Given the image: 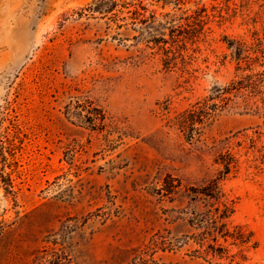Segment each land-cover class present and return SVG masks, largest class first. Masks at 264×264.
I'll return each mask as SVG.
<instances>
[{"label":"rangeland","instance_id":"obj_1","mask_svg":"<svg viewBox=\"0 0 264 264\" xmlns=\"http://www.w3.org/2000/svg\"><path fill=\"white\" fill-rule=\"evenodd\" d=\"M96 1L0 0V264H264V0Z\"/></svg>","mask_w":264,"mask_h":264},{"label":"trees","instance_id":"obj_2","mask_svg":"<svg viewBox=\"0 0 264 264\" xmlns=\"http://www.w3.org/2000/svg\"><path fill=\"white\" fill-rule=\"evenodd\" d=\"M133 1H136L138 5L136 3H131V4H129V3H123L122 4L123 5L122 7L123 8H127L130 5L131 6H136L137 5L138 7L141 8V10H146V8L142 5V0H133ZM152 1H156L157 2V1H160V0H152ZM173 1H177V0H173ZM96 2L97 3H108L109 4V7L106 9V12L105 13H111L115 9V7H117V5H118V3L116 1H113V0H97ZM94 8H96L98 10L99 9V6L96 5ZM89 12H91L90 8H89ZM133 12L134 13H137V10H134ZM142 21L143 20H141V22ZM222 164H223V167H224V173L225 174L229 173L230 169L233 167V159H232V156L230 154H226L225 155V159H224V161H223Z\"/></svg>","mask_w":264,"mask_h":264}]
</instances>
